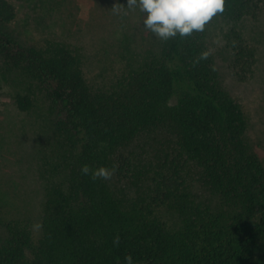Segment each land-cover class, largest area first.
Instances as JSON below:
<instances>
[{"label":"trees","instance_id":"obj_1","mask_svg":"<svg viewBox=\"0 0 264 264\" xmlns=\"http://www.w3.org/2000/svg\"><path fill=\"white\" fill-rule=\"evenodd\" d=\"M263 9L264 0H226L218 14L230 24L226 52L238 81L256 62L241 22ZM16 17L15 4L0 0L1 75L47 88L63 160L45 184L36 241L23 223L0 217V264H126L129 254L133 264H264V162L208 49V24L162 41L132 9L140 25L117 29L119 50L132 53L119 52L117 72L97 84L86 79L77 46L50 36L30 42L13 27ZM15 101L31 106L27 95ZM141 143L153 146L144 162ZM84 164L114 171L93 180ZM190 175L214 205L191 192Z\"/></svg>","mask_w":264,"mask_h":264},{"label":"rangeland","instance_id":"obj_2","mask_svg":"<svg viewBox=\"0 0 264 264\" xmlns=\"http://www.w3.org/2000/svg\"><path fill=\"white\" fill-rule=\"evenodd\" d=\"M17 10L12 22L15 30L32 40L45 36L65 40L81 55L82 68L89 81L109 80L121 62L119 55H130V46L120 51L118 30H128L140 21L131 17L132 9L113 13L114 4L127 6V0H11ZM127 12L125 15L124 12ZM112 21L118 25L108 26ZM230 24L220 15L208 24V49L215 55L224 86L241 103L248 115V135L264 162V9L257 18H246L241 30L246 42L255 48L253 72L238 81L228 66L226 33ZM117 30V31H116ZM138 45V44H137ZM0 69V217L25 225L31 239L40 234V215L44 187L60 170L62 139L53 134V104L45 86L27 76L15 74L4 79ZM27 95L31 106L21 110L15 95ZM140 143V142H138ZM152 143L135 149L147 161L154 154ZM58 157V160H57ZM140 167V166H139ZM189 189L198 198L214 205L216 199L202 188L192 175ZM173 213L164 214L171 221Z\"/></svg>","mask_w":264,"mask_h":264},{"label":"clouds","instance_id":"obj_3","mask_svg":"<svg viewBox=\"0 0 264 264\" xmlns=\"http://www.w3.org/2000/svg\"><path fill=\"white\" fill-rule=\"evenodd\" d=\"M226 0H127V6L114 4L111 10L119 15L124 9L138 8L144 14L143 25L154 37L168 41L177 36L186 38L194 32H203L207 24L225 10ZM126 15L127 12L125 11ZM209 52H202L200 59H207ZM114 169L101 166L96 169L89 165L81 166V173L91 174L93 180L110 179ZM119 245L120 237L117 234L113 240ZM126 264H133L129 254L125 257Z\"/></svg>","mask_w":264,"mask_h":264}]
</instances>
